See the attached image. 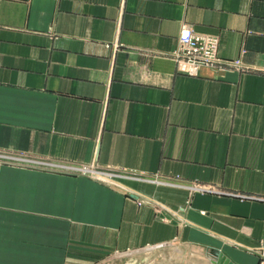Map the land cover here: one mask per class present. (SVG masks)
<instances>
[{"label": "crops", "instance_id": "crops-1", "mask_svg": "<svg viewBox=\"0 0 264 264\" xmlns=\"http://www.w3.org/2000/svg\"><path fill=\"white\" fill-rule=\"evenodd\" d=\"M183 28L227 67L180 71ZM173 241L257 264L264 0H0V264Z\"/></svg>", "mask_w": 264, "mask_h": 264}, {"label": "rangeland", "instance_id": "rangeland-1", "mask_svg": "<svg viewBox=\"0 0 264 264\" xmlns=\"http://www.w3.org/2000/svg\"><path fill=\"white\" fill-rule=\"evenodd\" d=\"M219 57V56H218ZM220 59V57H219ZM221 60V59H220ZM222 61V60H221ZM225 66L227 64H224ZM227 67V66H226ZM224 68V67H222ZM3 158H9L7 155L2 154ZM21 157H17V159H20ZM81 171L83 173L93 171L96 173L92 168L83 166L81 167ZM138 204H141L139 201ZM157 208H159L157 206ZM155 213L160 212L159 209H155ZM171 217V216H170ZM164 221H168L170 218L162 217ZM264 241H261L257 247L253 250L257 256V264H264ZM178 248V249H177ZM184 253H180L183 252ZM187 250L182 249V247H179L176 245L175 241L173 242H168V243H162V244H156V245H148L145 247H141L135 250H130V251H121V252H116L113 255L108 256L104 261L101 263L97 264H186L188 261L192 264L197 262H201L197 258H187L186 255ZM181 257H178V256ZM201 264H206L204 261H202Z\"/></svg>", "mask_w": 264, "mask_h": 264}, {"label": "built area", "instance_id": "built-area-1", "mask_svg": "<svg viewBox=\"0 0 264 264\" xmlns=\"http://www.w3.org/2000/svg\"><path fill=\"white\" fill-rule=\"evenodd\" d=\"M173 56L180 65L179 70L189 75H196L201 67L222 68L225 66L218 57L217 38L196 34L189 28L182 29L178 48Z\"/></svg>", "mask_w": 264, "mask_h": 264}, {"label": "water", "instance_id": "water-1", "mask_svg": "<svg viewBox=\"0 0 264 264\" xmlns=\"http://www.w3.org/2000/svg\"><path fill=\"white\" fill-rule=\"evenodd\" d=\"M208 258L210 259V261L212 260V264H214L215 260H217V264H232L228 258H226L222 253L216 250H214L213 253H209Z\"/></svg>", "mask_w": 264, "mask_h": 264}, {"label": "bare ground", "instance_id": "bare-ground-1", "mask_svg": "<svg viewBox=\"0 0 264 264\" xmlns=\"http://www.w3.org/2000/svg\"><path fill=\"white\" fill-rule=\"evenodd\" d=\"M217 264V262H215Z\"/></svg>", "mask_w": 264, "mask_h": 264}]
</instances>
